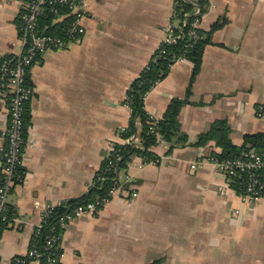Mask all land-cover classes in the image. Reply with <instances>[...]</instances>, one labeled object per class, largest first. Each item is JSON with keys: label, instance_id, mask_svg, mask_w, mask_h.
<instances>
[{"label": "crops", "instance_id": "1", "mask_svg": "<svg viewBox=\"0 0 264 264\" xmlns=\"http://www.w3.org/2000/svg\"><path fill=\"white\" fill-rule=\"evenodd\" d=\"M26 1H0V57L21 50L18 12ZM208 2L200 27L227 22L213 33L191 104L180 113L188 144L167 154L169 144L160 141L152 149L158 163L133 157L120 174L131 179L127 190L61 231V264H264V199L244 204L214 165L191 167L221 151L214 142L193 145L216 120L228 122L236 146L264 132L256 117L264 104V0ZM86 4L83 41L44 53L30 70L25 176L9 197L0 264L28 252L49 204L86 195L113 143H123L118 131L130 123L129 87L160 48L175 9L173 0ZM192 68L178 61L152 89L145 100L151 116L162 119L174 98L186 96ZM7 126L8 106L0 100V152Z\"/></svg>", "mask_w": 264, "mask_h": 264}, {"label": "built area", "instance_id": "2", "mask_svg": "<svg viewBox=\"0 0 264 264\" xmlns=\"http://www.w3.org/2000/svg\"><path fill=\"white\" fill-rule=\"evenodd\" d=\"M9 4L13 0H0ZM174 8L181 0H173ZM49 6L54 14L59 15L60 8L69 9V14L59 16L64 19L70 15L71 21L66 30V36H54L39 29V19L43 15L44 9ZM86 0H28L23 3L18 12V31L22 44L18 53L0 57V100L8 106V126L2 132L5 147L0 152V163L3 177L0 179V235L12 218L10 215L9 197L13 193L16 185L23 182L24 178L19 170L24 165V114L25 106L34 94V89L27 85L28 75L31 68L36 64L38 58L49 51H60L69 45L79 44L83 41L86 33L84 20L87 16ZM175 12V11H174ZM197 17L193 25L200 27L202 21L201 9L195 7ZM187 23V21H186ZM166 35L160 46L176 42V38L170 36L174 30V23H170L165 29ZM198 38V35H195ZM159 82L156 83L158 85ZM125 105L132 109L130 98L126 96ZM256 117L264 120V104L256 109ZM135 138L131 137L123 143H134ZM113 150V149H112ZM159 162V161H157ZM155 163V162H154ZM204 163H211L226 178L229 186L234 190L239 199L244 204H254L260 199H264V152L250 149L243 152L239 157L233 159H223L209 154L202 156L196 163L191 165L192 169ZM131 179H120L119 183L110 190L108 195L102 199L76 205L68 212L57 219V223L45 238L43 248L36 242V237L51 217L54 209L63 204H49L43 214L42 222L36 227L28 252L14 259V264H41L46 258L47 264H61L63 249L61 245V232H56V227L62 231L68 223L84 215H97L110 201L119 193L125 192L130 185ZM232 185H236L233 188ZM129 191V188H128ZM130 195L136 197L134 189Z\"/></svg>", "mask_w": 264, "mask_h": 264}, {"label": "trees", "instance_id": "3", "mask_svg": "<svg viewBox=\"0 0 264 264\" xmlns=\"http://www.w3.org/2000/svg\"><path fill=\"white\" fill-rule=\"evenodd\" d=\"M196 6L200 7L203 15L208 10L209 2L208 0H181L180 4L175 7L172 17L174 30L170 33V36L175 37L176 42L159 48L148 65L132 81L129 87L127 96L130 98L132 109L130 123L126 128L119 130L118 133L122 141L134 137L135 142L130 144L113 143V150L103 160L88 193L80 198L66 201L54 209L41 234L36 237V242L40 248H43L45 238L49 233H52L57 219L61 215L76 205L86 204L106 197L110 190L119 183L121 172L128 168V164L133 157H141L145 162L158 163L159 157L152 149L160 141L169 144L167 154H170L177 147H184L188 144V136L181 127L180 113L185 105L191 104L190 98L193 85L200 73L204 52L206 47L211 44L213 33L222 28L227 22L226 18H222L209 31H205L201 27H195L193 23L197 18L195 16ZM67 14H69L68 8H60L59 15H57L51 11L49 6H46L43 15L39 19V29L54 36L65 37L71 17L69 15L59 20V16ZM195 35H198V38ZM180 60H188L193 64L186 96L184 98H174L163 118L155 119L146 111V97L156 86V83L163 81L169 75L172 66ZM29 76L30 74L28 75L27 85L33 88V83ZM24 119V137L26 138L31 125L29 101L25 106ZM211 142H214L215 146L221 149L220 152L213 151L211 155H215L221 160L237 158L250 149L264 152V132L245 135L243 144L236 146L232 142L231 128L226 120L213 122L210 129L200 134L193 145L206 146ZM19 173L24 178L25 172L23 168H20ZM232 186L236 188V185ZM10 215L12 217L11 210ZM56 232H61L59 227H56ZM41 264H47L46 258H43ZM151 264H163V261H155Z\"/></svg>", "mask_w": 264, "mask_h": 264}]
</instances>
